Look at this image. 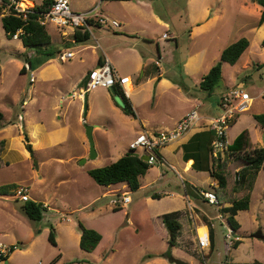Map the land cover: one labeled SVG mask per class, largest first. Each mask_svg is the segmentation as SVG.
Returning <instances> with one entry per match:
<instances>
[{
	"label": "rangeland",
	"instance_id": "obj_1",
	"mask_svg": "<svg viewBox=\"0 0 264 264\" xmlns=\"http://www.w3.org/2000/svg\"><path fill=\"white\" fill-rule=\"evenodd\" d=\"M21 1L20 6L26 8L34 4L38 5L43 0ZM130 2L135 5L122 4L114 0H69L71 8L75 11H81L78 8L80 5L91 6V9L99 6L96 9L98 14L126 24L127 27L122 25L116 29L105 26L109 28L105 30L111 35L122 34L123 30L135 31L138 34L140 39H137V36L112 38L114 47L123 50L115 51L116 58L112 57L111 61L120 76L135 75L132 72L133 48L138 49L143 54L142 58L153 66L155 59L158 58L157 47H160L163 55L162 68L167 73L165 78L173 85L165 84L160 88V99L156 100L155 114L151 117L153 123L161 121L163 125L170 124L179 114L197 107L200 116L203 117L200 126L204 129L210 126L206 123L210 118L223 113L220 107L222 94L239 86L253 96L251 108L238 113L240 116L237 124L234 125L236 127L229 131L231 145L230 149L225 151L222 163L227 185L215 187L210 184L211 180L207 175L198 176V181L206 189L217 190L220 203L243 198L248 194V186L237 187L238 171L235 170L242 161L230 157L229 153L230 150H235V141L232 139L240 128L247 134L243 139V148H238L237 152L264 147V131H259L260 128L255 127L259 125L254 118L256 113H264V46L262 45L264 23L260 24L262 6L255 0H130ZM6 12L7 10L0 7V66L2 68L0 109L5 110L7 106L13 112L22 114V98L27 96L31 86V70L26 73L20 72V65L26 64V60L17 56L16 53L28 48L20 39L7 37L2 24V16ZM46 26L54 34L55 26L52 23ZM164 32L170 35L169 39L161 38ZM94 33L102 44L95 29ZM242 37L249 39L248 50L234 65L223 62L222 78L210 94L202 90L200 82L203 76L220 60L222 51ZM87 45L90 47L85 51V59L87 63H91L97 54L101 55V49L94 46L97 43L93 38ZM52 47L54 50L61 51L68 49L56 40ZM71 49L76 50L75 47ZM53 58L59 65L68 63L62 60L58 53ZM70 61H76V58ZM26 65L29 68V64ZM139 82L140 80L134 77L133 88ZM102 88L104 87L98 86L92 89L88 92L89 97L82 101L84 110L85 105H87L86 111L89 104L91 106L89 115L83 116L86 119L85 123L99 126L93 137L100 155L91 158L88 167L91 163L101 167L116 161L129 143L140 133L145 132L143 130L139 133L142 128L134 117L108 112ZM82 89L84 86H76L74 91L79 93ZM105 89L108 88L105 87ZM150 90V85L146 84L139 91L133 90L129 98L130 102L139 103L138 111L142 115H145L146 108L150 107L149 104L145 105ZM152 91L154 92V88ZM43 97L49 98V95L44 94ZM66 98L67 93L64 94V99ZM73 99L81 102L77 96ZM8 102L14 104L11 105ZM26 108L33 115L31 110L34 107L29 104ZM17 120L18 125L9 126L7 129V132L12 135H17L23 127L22 119L17 118ZM83 125L78 127V131L80 134L85 132L86 141L90 147L86 126ZM21 144L15 141L17 147ZM77 146L72 136L67 144L40 151L34 159L24 160L18 152H12L9 155L10 163L8 164L2 158L0 151V187L16 185L9 189L8 195L0 194V242L17 245V248L9 255L10 264H174L164 257H157L147 263L142 258L148 253L160 254L168 249L170 235L164 224L158 221L157 215L182 208L183 205L182 217L186 219V227L184 231L181 230L175 246L172 247L174 257L192 264H224L226 260L240 262L254 259L264 263V239L253 236L258 232L264 235L262 204L264 170L260 174L257 187L252 192L250 208L241 210L238 214L242 230L232 234L230 239L227 238L228 226L224 223L227 214L220 210L221 207L208 204L205 200H203L204 204H201L199 199L190 196L195 207L193 214L194 216L198 214V217L196 216L193 220L190 216L192 212L184 201L185 180L183 181L174 169L167 165L162 166L159 162L152 164L154 169L147 177H143L144 186L139 190L131 191V203L127 205L123 203L122 185L119 186L120 191L115 193L108 191L109 186L98 185L89 187L87 195L93 194L99 199L94 205L88 206L85 204L86 198L79 195L76 189L79 181L84 182L83 175H79L74 180L69 179L64 165L58 163L57 159H51V155L63 153ZM231 146H233L232 149ZM1 148L2 145L0 150ZM82 159L84 157L79 162ZM160 170L167 171L168 181L158 180L153 184L150 183L149 179H154ZM53 181H59L61 184L50 189L51 192L53 190L57 192L56 198L50 199L45 191L47 187L51 188ZM84 183L86 186L89 185L86 181ZM20 186L29 189L30 199L37 202L44 201L42 202L44 205L46 203L47 206H51L44 213L42 220L30 219L20 208L23 201L16 196ZM152 193H160L163 196L153 198ZM148 196L150 199H147ZM116 206L121 209L113 210ZM216 215L219 216L216 217ZM203 216L208 218V225L205 224ZM80 222L85 227L95 229L102 234L103 239L98 251L89 252L80 247V236L77 238V234L81 235ZM202 224L207 225L209 230L212 227L215 231V248L211 254H209L210 248L201 250L197 243L199 233L197 228ZM203 228L204 226L199 228L201 236L207 233L205 229L201 230ZM51 230H55L57 245L49 240ZM237 236H240L242 244L238 248H233V242ZM60 254L61 258L55 260Z\"/></svg>",
	"mask_w": 264,
	"mask_h": 264
},
{
	"label": "crops",
	"instance_id": "obj_2",
	"mask_svg": "<svg viewBox=\"0 0 264 264\" xmlns=\"http://www.w3.org/2000/svg\"><path fill=\"white\" fill-rule=\"evenodd\" d=\"M117 2H120L122 4L132 3V2H130V0H121V1H117ZM132 4L135 5L134 3H132ZM78 8L81 11H85V10L91 9V6L80 5V6H78ZM122 25L127 27L126 24H123V22H122V23H120V26L116 27V28H120V27H122ZM107 27H109L111 29H116V28H112L111 26H107ZM109 28H106L103 25L95 24V25H93L91 32L88 31L90 33V38L87 41L79 42V41H76V39H75L76 30H74V29H71V28L61 29V28H58L55 26L54 34H52L47 27V30H48L50 37H51V43H50L51 46L50 47L53 46V42L56 40L57 42L61 43L63 46L68 48L66 51L73 52V57L66 60L68 62L66 65L65 64H63V65L57 64L55 58H50V59L46 60L45 62H43L42 64H40L36 68L31 67V63H29V68L26 65L27 62H26V64L25 63L21 64L20 68H22L23 66H26V72L31 70V73H30L31 86L28 89L27 96H25V97L22 96L23 98H22L21 109L23 110V113L17 114L15 112H13L10 107L8 108L7 106L5 109L6 111L3 109H0L4 113L3 119L0 120V140L5 141V147L2 150V158L4 159V161L7 164L10 163L9 155L12 152L16 151L21 155V157L24 160H30V159H34L35 157H37L38 152L48 150V149H54V148L59 147V146H63L70 141L72 136L74 137L75 143L78 144V146L76 148L72 147L63 153L53 154V155H51L52 156L51 159H53V160L57 159L58 163H61L62 165H64V167L66 168V172H67V178L74 180L79 175H83V181L84 182L86 181L89 185L86 186V184L84 182L79 181V183H78L79 186H76V189L78 191L77 190L76 191L79 195L86 198L85 204H87L88 206L94 205L97 202V200L99 199V197L93 196V194L87 195V193L89 192V187H96V186L100 185L89 174V170L98 167V164L91 163V166H89V167L87 166L91 160V158L89 157L90 147L87 144L85 132H82L80 134L78 131V127L82 126L83 124L86 125V123H85L86 119H84L83 116L85 114H87V116H88L90 113V110H91V106L89 104L88 111H85L83 108V103H82L83 99L84 98L87 99V97H89V96H88V93H86L84 96H80L81 91L79 93H76V91H74V88L76 86L80 87L81 82L85 79L87 74H89L94 68H97L98 65L99 66L101 65L99 62L100 58H102L103 63L106 61H109L112 64V62H111L112 57L116 58V56H115L116 52L115 51H117V52L123 51L122 49L114 47L113 39H112L113 37L129 38L131 36H133V37L137 36L138 37L137 39H140V37L138 36L137 33H135V31L123 30L122 34L115 33V34L111 35L105 30V29H109ZM94 29H95V32L98 33L99 38H101L102 44L99 42L98 37L95 35ZM141 32L144 33L143 29H141ZM82 33H84V32H82ZM92 38L97 43V45H94V46L100 47L101 55L97 54L96 58L93 62L87 63L86 59H85V51L90 47V45H87V43ZM145 38H147V37H145ZM161 38H163V37L161 36ZM169 38H170V35L168 38H164V39H169ZM13 39H18V40L20 39L21 40V38H19V37L13 38ZM75 44H77V45L74 46ZM71 47H75L76 50L75 51L72 50ZM158 48H159L158 58L155 59L153 66H150L149 62L142 58L143 54L140 53L138 51V49L133 48L132 52H133L134 63H133L132 72L135 75L133 77L131 75H125V76H129L131 79V83L128 84V87L130 90L129 98H131V94H132L133 90L139 91L146 84H149L150 89H151L149 94L147 95V99L145 100V105L146 104L150 105L149 109L146 108V112H145L146 114L145 115H142L141 112L138 111V109H139L138 104L139 103L137 101H136V103H134V102L132 103V105L135 109L136 115H137V117L134 119L137 122V124L139 123L138 125H141V128H142L139 130V133L143 130H145L149 133H155L159 130H171L176 126V124L178 123V121L181 118L186 116L191 111V110H189V111L183 112L182 114H179L178 117L174 118L173 122H170V124L165 123V125H163L164 123H162L161 121H159L161 123H159V122L153 123L151 121V117L152 116L154 117V114H155L154 109L156 108V100L160 99V95H161L160 88L165 84L173 85V83H171L167 78H165V76H167L166 75L167 73L162 68L163 55H162V52H161V49L159 46H158ZM57 51H58L57 53L62 52L61 50H57ZM24 54H28L27 57L32 56L33 60H38V57H39V56L36 57L34 50H31V49H27L23 52H17L16 53L17 56H20L21 58L25 59L26 56H24ZM74 58H76V61L71 62L70 60H72ZM1 76H2V73H1ZM32 77H33V79H32ZM134 77L137 80H140V82L137 84V86L135 88H133V84H132V80ZM0 82H1V80H0ZM153 88H154V92L152 91ZM49 90H50V92H49ZM53 90H55V93H53ZM101 91L103 92L104 102L107 106L108 112H110V114H112V112H115V113H118L122 116H125L126 114L123 113L121 106H119L115 102L114 97H113L110 89L109 88L105 89V87H104L101 89ZM65 93H67L66 99H64ZM44 94L49 95V98H44L43 97ZM86 95H87V97H86ZM76 96L78 99H80L81 102H77L76 100L73 99ZM222 96H223V94L221 95V98H222ZM221 98H220V107H221ZM89 102H90V99H89ZM9 103L11 105L14 104L12 102H8V104ZM29 104H31V106L34 107L31 110L33 115H31L30 111H28V109L26 108ZM195 108H197V107H195ZM195 108H192V110ZM239 116L236 119V121L233 123V125H231L228 129L229 143H231L230 138H229V131L233 127H236L234 125L237 124V122L239 120ZM200 117H201L200 121L197 122L194 126H192L191 129H189L181 138H179L178 140H176V141L168 144L167 146L163 147L158 152L159 158L157 160V162H159L162 166L167 165V166L171 167L172 169H174L179 174L181 179L183 181L185 180L183 183V186L185 189V196H184L185 200L184 201L188 205V209H190L192 212L190 216L193 220L196 216L198 217V214H196V216H194L195 214H193L195 207L191 202L190 196L199 199L201 204L203 203L204 198L201 196L200 192L198 194L191 192V191H190V193L187 192L186 188H185V184L191 183L192 185H194L195 187L200 189V191L201 190H210V189H206L203 186V184H201L200 181H198V179H199L198 176L205 174L208 176V179L211 180L210 184L212 186H215V187L218 186V180L215 179L211 175L210 171L197 170L193 167V163H194L193 158H190V159L184 158V147H183L184 144H186L190 140V138L194 134H196L197 132L213 129L211 126V120L214 117L210 118L209 122H206V123H209L210 126L207 128H204V129L202 128L203 126H200V123L203 121V117L202 116H200ZM17 118L19 120L22 119L23 127H21V130L19 131V133L17 135L16 134L12 135L9 132H7V129L9 128V126L18 125ZM258 125L259 126H255V127L257 129L260 128L259 131H264V128L259 123H258ZM93 126H94L93 135L95 136V132L99 126L98 125H93ZM243 131H245V130L240 128L235 133L236 134L235 136H237L239 133H241ZM25 134H27L29 137V143L32 145V148L34 150L33 154H31V152L26 147ZM235 136L232 139L233 141H235V139L239 135L237 137H235ZM15 141L21 142L22 143L21 146L17 147L15 145ZM130 143H129V145H130ZM129 145L127 146V148H125L122 155H119L117 159H119L121 156H123L126 152L130 151ZM243 145H244V143L242 142L240 147L243 148ZM241 148H239V149H241ZM96 150H97V156L96 157H98L100 155V150L98 147H96ZM251 151H248L247 149H245L244 151L240 150L238 152L230 150L229 155H230V157L236 158V156L238 154L243 155V154L249 153ZM233 152H235V155H232ZM138 153L143 154L142 156L145 155L142 152V150H139ZM224 156H225V152L223 153V155L220 159L221 161H223ZM83 157L85 158V162L80 163L79 160ZM85 165H86V167H85ZM242 166L243 165H240L235 170L239 171L242 168ZM152 169H154L153 165L149 168V170L147 171V173L145 175L140 177V184L141 185H140L139 189L144 186L142 184L143 177H147ZM263 170H264V163H263V166L261 167V169L259 170V172L256 176V179L254 181L252 189H250V190L248 189V193L250 194V204L252 202V200H251L252 192L257 187V184L259 183V179H260V174ZM166 173H167V171H164V170L158 171L155 178L149 179V182L150 183L152 182V184H153L154 182H156L158 180H161L163 182L168 181ZM201 182H204V181H201ZM198 183H200V184H198ZM59 184H61V182L53 181L50 185L51 188L50 187L46 188V191H45L46 196L49 197L50 199H52L54 197L56 198L57 192L54 190H53V192H51L50 189H53L54 187H56ZM120 185H122V187L124 188L122 194L127 192V194H129L131 197V191H133V190L130 189L128 183H126V182H120V183L112 184V186L108 187V191L111 193H113L112 191H114V193L116 191H120L119 190V189H121V188H119ZM243 188H245V187H243ZM139 189H137V190H139ZM214 190L216 191V193L218 195L217 190L216 189H214ZM134 191H136V190H134ZM84 192H85V194H84ZM155 194H159L160 197L163 196L160 193H152L151 196L153 197ZM218 197H219V195H218ZM147 199H150V197L148 196ZM200 199H202V200H200ZM53 200H56V199H53ZM42 202H44V201H42ZM131 202H132V197H131L130 202L126 203V205L131 203ZM262 204L264 206V201L262 202ZM231 205H232V202L226 201L224 203L223 202L220 203L219 208L231 206ZM45 206L48 209L51 208V206L50 205L47 206L46 203H45ZM183 207H184V205H183ZM183 207L176 209V210H173V211L166 212V213H170V212L178 211L180 213L178 220L181 223L182 227L177 232L176 240L179 237L181 230L184 231L185 227H186V225H185L186 219H184L182 217ZM115 208H118V210L121 209V207L116 206L113 208V210ZM249 208H250V205H249ZM248 209H246V210H248ZM240 211L241 210H239L237 215H236V219L240 223V228L237 230V232L242 230V224L238 219V214ZM166 213L157 215L158 221H161L163 224H164V222H163L162 216ZM217 216H219V215H216V217ZM205 217L206 216H203L204 222H205V224L208 225L209 223H207V221L205 220ZM205 224L200 225L197 228V230L201 226H206L207 231H208L209 228ZM164 226H165V224H164ZM169 235H170V239H171L170 232H169ZM79 236H81V235L77 234V238H79ZM102 239H103V236H102ZM101 242H102V240H101ZM101 242L99 243V245L97 246V248L95 250H97V251L99 250V248L101 247ZM168 243H169V241H168ZM197 243H198V241H197ZM148 254H150V253H148ZM151 254H154L156 256H154L152 258L144 259V257L147 255L146 254L142 258V260L143 261L146 260L145 262L147 263L151 260L156 259L157 257H161L160 256L161 253L160 254L151 253ZM8 262L10 264V261H8ZM240 262H244V261H240Z\"/></svg>",
	"mask_w": 264,
	"mask_h": 264
},
{
	"label": "trees",
	"instance_id": "obj_3",
	"mask_svg": "<svg viewBox=\"0 0 264 264\" xmlns=\"http://www.w3.org/2000/svg\"><path fill=\"white\" fill-rule=\"evenodd\" d=\"M8 3L10 0H3ZM121 1V0H114ZM258 4L262 6V12L260 17V24L264 23V0H255ZM49 5V0H43L40 4H34L28 7L24 13H19L14 9V6L10 8V12L2 16V24L5 33L8 38H13L14 35L21 30L19 33V38H21L23 45L28 49L34 50L38 60H33L32 56L27 57L28 54H24L26 62L31 63V67L36 68L46 60L53 58L57 54V50H54L51 46V37L47 30L45 24L41 22L42 14L47 12ZM90 38V33H82L80 30H76L75 39L76 41H87ZM250 45L249 39L247 37H242L234 43L228 45L221 53L220 60L215 63L205 74L200 82V88L208 94H210L215 87L219 84L222 78V65L223 62H228L234 65L248 50ZM262 45L264 46V38L262 39ZM159 50V48L157 47ZM100 64H103L102 58L99 60ZM263 65V64H262ZM21 73H26V66L21 68ZM2 69L0 66V80H1ZM117 92L123 97L125 106L122 110L125 114L137 117L135 109L130 102L129 97H127L122 89L115 86ZM4 113L0 110V120L3 119ZM238 117V116H237ZM254 118L257 122L264 128V113L254 114ZM236 121L232 122L231 125ZM247 132L243 131L235 140V150L241 148L240 145L243 139L246 137ZM216 137V132L214 129L204 130L194 134L190 140L184 144V158L194 159L193 167L197 170H207L210 171L211 175L218 180L219 187H225L227 185V177L222 171L223 161L221 158L215 157L213 155V141ZM26 147L31 152L34 153L32 145L29 143V137L25 134ZM0 145H2L1 152L5 146V141L0 140ZM233 145V146H234ZM231 146V149L233 148ZM238 146V147H237ZM232 154H235L233 152ZM237 159L242 161V168L237 172V187H246L252 189L256 176L263 166L264 163V147L255 148L249 153L243 155L238 154ZM152 165L142 159V156L134 151H128L123 156H121L116 161H113L107 165L96 167L89 170V174L93 179L100 185L110 186L112 184L126 182L128 183L131 190H137L140 187V177L145 175ZM16 185H2L0 187L1 195H8L10 193L9 189L15 187ZM186 191L190 193H199L200 189L192 185L191 183L185 184ZM154 198H160L159 194H155ZM250 205V194L248 193L241 199H235L232 201L231 206H226L220 208L221 211L228 215V221L231 227L237 232L240 228V223L236 219V215L239 210H246ZM20 208L22 211L32 220L40 221L44 217V213L47 211V207L42 202H37L32 199L24 201ZM114 210H118L115 208ZM180 213L178 211L166 213L162 216L163 222L171 234V239L169 240L168 249L161 253L160 256L166 259H170L172 256V247L175 246V240L177 232L181 229V223L178 220ZM205 220L208 223L207 217ZM206 230L204 226L201 230ZM79 230L81 232L80 236V247L86 251L93 252L102 240V234L95 229L85 227L81 222L79 223ZM198 229V232L201 233ZM210 239L211 246L210 252L215 248V231L210 228ZM49 240L52 244L57 245L55 230H51L49 233ZM242 243V240L238 239L233 242V248H237ZM61 255V254H60ZM60 255L55 259L57 260ZM156 255L147 254L144 259L152 258ZM54 260V261H55ZM170 261V260H169ZM224 264H264L258 259L253 261L236 262L226 260Z\"/></svg>",
	"mask_w": 264,
	"mask_h": 264
},
{
	"label": "built area",
	"instance_id": "obj_4",
	"mask_svg": "<svg viewBox=\"0 0 264 264\" xmlns=\"http://www.w3.org/2000/svg\"><path fill=\"white\" fill-rule=\"evenodd\" d=\"M21 3V0H10L8 3L0 0V7L7 10L4 15L9 13L10 8L14 6V9L17 12L24 13V16L26 17L25 10L28 7L22 8L20 6ZM98 7L99 6L85 11H75L71 8L69 0H49L48 10L42 14L41 22L45 25L52 23L54 26L61 29L71 28L74 30H81L82 32H91V29L95 24L111 26L112 28L120 26L119 21L116 19H110L108 16L98 14L96 12ZM20 32L21 30H18L13 38L19 37ZM162 37L168 38L169 34L164 32ZM58 54H60L62 60H67L73 57V52L71 51H62ZM129 83H131L129 76H120L113 65L109 61H106L90 72V77L86 86H84V89L81 90L80 96H84L98 86L107 88L118 86L122 89L124 94L129 97ZM253 99V96L248 91L239 86H235L229 92L223 94L221 98V108L223 113L211 120V126L216 132L212 152L215 157L221 158L223 153L226 150H229L230 143L228 140V129L232 122L237 118L239 112L251 108ZM200 119V114L197 108H195L181 118L171 130H159L155 133H148L145 131L140 133L138 137L130 143L129 150L137 153L139 149L142 150V152L148 156V159L145 161L152 165L157 162L159 158L158 152L163 147L181 138L193 125L199 122ZM138 154L140 156L143 155L141 153ZM28 192L29 189L27 187L20 186L16 192V196L24 202L30 199ZM200 194L208 204L220 206L219 197L214 189L201 190ZM130 200V195L127 194V192L123 193V203L126 204L130 202ZM224 223H226L229 229L227 238L232 239V234L237 232L231 227L228 221V215L226 216V221H224ZM238 239H240V236H237L236 240ZM198 246L201 250H209L211 246L210 230L207 231L206 235L201 236L198 234ZM16 248V244L0 242V264H9V255Z\"/></svg>",
	"mask_w": 264,
	"mask_h": 264
},
{
	"label": "water",
	"instance_id": "obj_5",
	"mask_svg": "<svg viewBox=\"0 0 264 264\" xmlns=\"http://www.w3.org/2000/svg\"><path fill=\"white\" fill-rule=\"evenodd\" d=\"M89 77H90V73L87 74L85 79L81 82L80 87L81 86H86ZM109 89H110V91H111V93H112V95L114 97L115 102L119 106L124 107L125 106V102H124L122 96L117 92L116 88L114 86H112V87H109ZM86 97H87V95H86ZM86 109H87V105H85V111H86ZM85 126H86V134H87V136L89 138V143H90L89 157L90 158H95L97 156V150H96V147H95V141H94V137H93V128H94V126L93 125H87V124ZM142 159L143 160H147L148 156L144 155V156H142ZM84 162H85V158L82 159L80 163H84ZM253 236L256 237V238H259V239H264V235L260 234V233H256ZM169 260L172 263H174V264H192L191 262H187L185 260H181L179 258H176L173 255L171 256V258Z\"/></svg>",
	"mask_w": 264,
	"mask_h": 264
},
{
	"label": "bare ground",
	"instance_id": "obj_6",
	"mask_svg": "<svg viewBox=\"0 0 264 264\" xmlns=\"http://www.w3.org/2000/svg\"><path fill=\"white\" fill-rule=\"evenodd\" d=\"M22 4V3H21ZM248 110V109H247Z\"/></svg>",
	"mask_w": 264,
	"mask_h": 264
}]
</instances>
